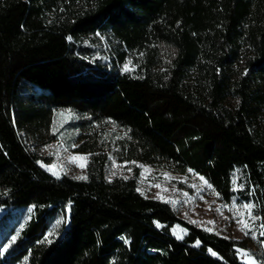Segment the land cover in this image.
I'll list each match as a JSON object with an SVG mask.
<instances>
[{"label":"trees","instance_id":"obj_1","mask_svg":"<svg viewBox=\"0 0 264 264\" xmlns=\"http://www.w3.org/2000/svg\"><path fill=\"white\" fill-rule=\"evenodd\" d=\"M60 109L87 130L86 179L41 164ZM109 123L117 161L191 169L264 223V0H0V207L31 208L0 264H243L241 240L146 196L137 169L109 177Z\"/></svg>","mask_w":264,"mask_h":264},{"label":"rangeland","instance_id":"obj_2","mask_svg":"<svg viewBox=\"0 0 264 264\" xmlns=\"http://www.w3.org/2000/svg\"><path fill=\"white\" fill-rule=\"evenodd\" d=\"M105 49L109 59L111 52L106 44ZM126 66L128 69L133 68L130 60L121 65V68L125 69ZM228 101L229 104L237 102L233 97L229 98ZM78 117V114L72 110H57L53 132L58 134L59 139L48 142L39 149L42 157L48 159V163L45 162V159H42V166L57 177L63 174L74 178L87 176L90 153L77 151L80 143L85 140V137H81L79 132L87 134V130L74 129L68 125ZM126 135L123 129L111 123L105 125L100 133V144L108 148L106 153L109 156L108 175L110 178L129 176L137 169L139 171L140 189L146 196L169 202L180 217L206 230L241 240L246 247H238L237 249H243L251 253L257 264H264V240H262V230L259 228L261 219L253 222L248 215L249 210L242 207L245 203H252V216L260 217L254 201L245 200L239 195H236L231 200L220 194L217 195L212 184L204 176L194 171L178 173L167 167L158 168L138 162L117 161L114 157V151L118 146L119 140ZM76 137H79V140ZM71 157H86V159L73 160L70 159ZM81 165L84 166L81 167ZM52 166H55L54 170ZM54 171L57 174H54ZM30 209L18 212L15 216L10 217L15 211L0 207V217L5 215L8 219L6 224L0 229V241L3 240L6 244H9L12 242L11 237L18 236L17 233L30 220ZM67 217L64 216L57 219L52 224L49 234L54 233L60 227L63 219H67ZM241 218L252 225V230H249L247 234L242 230L243 225L239 222ZM171 232L177 238H183L186 234V230L180 225H173ZM238 256L243 262L245 259L243 254Z\"/></svg>","mask_w":264,"mask_h":264},{"label":"snow or ice","instance_id":"obj_3","mask_svg":"<svg viewBox=\"0 0 264 264\" xmlns=\"http://www.w3.org/2000/svg\"><path fill=\"white\" fill-rule=\"evenodd\" d=\"M69 39H70V37H69ZM125 70H128L127 66L125 67ZM70 159H73V160H75V159H86V157H71ZM133 163H135V162H133ZM83 166L84 165H81V167H83ZM54 168H55V166H52L53 170H54ZM129 171H130V169H129ZM189 171H192V170L189 169ZM54 174H57V173L54 171ZM113 175H115V173H113ZM86 178L87 177H83V176L76 177V179H86ZM125 178H127V177H125ZM201 179H203V178L201 177ZM240 187H243V186L241 185ZM237 190H239V188ZM138 191H139V189H138ZM217 195H219V194L217 193ZM242 207L249 210L248 215L253 222L261 219L259 216H252V214H251V209L253 208L252 203H250V202L245 203L242 205ZM218 211H219V209H218ZM239 222L242 223V225H243L242 230H244L246 234L248 233L249 230H252V225L247 223V221H244L243 218H241V220ZM209 223H214V222H209ZM259 228L262 230L261 235H264V223H260ZM17 235H19V233H17ZM49 235H52V233H50ZM16 238H17L16 236L11 237V241L14 242L16 240ZM44 242L50 244V243H52V240L46 238ZM197 243H199V242H197ZM0 248H2L4 251H7V246L0 245ZM236 251H237L238 255L243 254V256L245 257L243 264H257L256 260L253 259L251 253H248L243 249H237ZM212 254L215 255V253H212Z\"/></svg>","mask_w":264,"mask_h":264}]
</instances>
